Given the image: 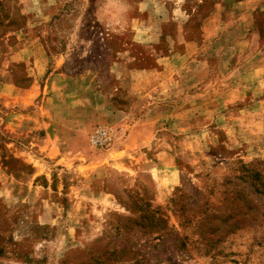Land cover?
Masks as SVG:
<instances>
[{"label": "rangeland", "instance_id": "374dc122", "mask_svg": "<svg viewBox=\"0 0 264 264\" xmlns=\"http://www.w3.org/2000/svg\"><path fill=\"white\" fill-rule=\"evenodd\" d=\"M161 29L192 44L188 128H129L106 106L149 91ZM262 77L264 0H0V264H264Z\"/></svg>", "mask_w": 264, "mask_h": 264}, {"label": "crops", "instance_id": "0c3cea01", "mask_svg": "<svg viewBox=\"0 0 264 264\" xmlns=\"http://www.w3.org/2000/svg\"><path fill=\"white\" fill-rule=\"evenodd\" d=\"M219 7L220 3L216 5V7L210 13V16L206 18L208 19L209 23L212 21V27L215 23L216 14H219ZM137 32H139L141 36L144 35V37H157L155 39L156 42L145 45L152 49V52H150L149 55L151 57L155 56L154 61H156V63L149 66L139 65V67H134V69L129 71V73L132 75H134L133 72L138 75V84L141 86V88H148L149 91H141L139 95L134 96L130 106L128 107L106 106V115H110L114 121L128 124L129 128H188L187 119L190 112L188 107V86L190 77L189 59L192 55L190 53V46L192 44L188 40H181V49L174 45L168 46L165 49L157 45L161 41V37L164 39L168 37V34L165 30L161 29L155 34L144 30H138ZM143 41H145V39ZM137 42L143 44L141 40ZM203 69L204 68L201 64L196 66L194 69L196 71L195 75L197 74V77H199V74L205 76L202 71ZM87 78H91V75L81 74L80 76H55L51 82L56 79H60L70 83V81L77 82L80 79ZM204 78H196V85H199V82L203 81ZM259 84L261 86V92L264 94L263 77ZM48 98L42 105V112H44V109L46 108L45 106H47V102L49 101ZM174 98L176 99L174 100ZM173 102L175 103V106L172 104ZM42 112L41 114L39 113L38 118L43 117ZM42 121L45 122L43 118ZM75 122L76 124H82L83 119L76 118ZM28 129V131L32 132L42 128ZM52 141L54 142L55 140H53V138L48 135L40 147L50 148L49 143Z\"/></svg>", "mask_w": 264, "mask_h": 264}, {"label": "built area", "instance_id": "2783aa9c", "mask_svg": "<svg viewBox=\"0 0 264 264\" xmlns=\"http://www.w3.org/2000/svg\"><path fill=\"white\" fill-rule=\"evenodd\" d=\"M118 138V130L112 125H98L89 136L92 147L104 149L111 146Z\"/></svg>", "mask_w": 264, "mask_h": 264}, {"label": "trees", "instance_id": "16d2710c", "mask_svg": "<svg viewBox=\"0 0 264 264\" xmlns=\"http://www.w3.org/2000/svg\"><path fill=\"white\" fill-rule=\"evenodd\" d=\"M128 223L131 221V219H127L126 220ZM147 221V223H145ZM155 221V217L153 215H141L139 221H133L131 224V227H126V230H131L133 227L132 226H138L137 228L138 231L141 233V236H149L150 234L153 233L154 230H160L161 228L158 226H155L153 222ZM126 223V224H128ZM123 226H125V224H123ZM121 230V228H118ZM162 235V234H159ZM136 263L137 264H143L142 261H139L138 259H136Z\"/></svg>", "mask_w": 264, "mask_h": 264}]
</instances>
